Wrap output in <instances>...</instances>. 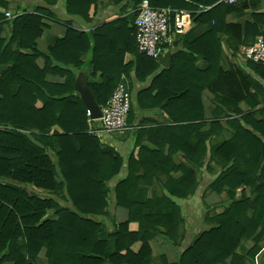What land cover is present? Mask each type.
<instances>
[{
	"label": "trees",
	"instance_id": "1",
	"mask_svg": "<svg viewBox=\"0 0 264 264\" xmlns=\"http://www.w3.org/2000/svg\"><path fill=\"white\" fill-rule=\"evenodd\" d=\"M39 1L46 7L59 2ZM62 3L70 20L62 22L65 35L51 41L47 55L35 45L43 16L51 14L46 7L35 6L31 13L21 9L9 20L0 14V33L3 25L10 29V38L0 39V264H151L149 242L155 236L180 248L184 219L171 198L186 199L197 182L192 168L181 162L174 165L171 158L180 152L185 162L199 165L209 135L221 129V113L232 135L209 151L210 162L219 166L209 187L217 195L224 193L228 205L220 214L204 216L208 227L174 260L164 254L159 260L160 264H253L264 247V109L255 110L258 97H264L260 83L264 66L245 62L253 79L227 65L221 38L225 37L231 57L253 44L255 37L264 39L260 0L235 5L219 0H110L113 10L105 18L114 14L117 18L86 32L72 22L95 23L97 0ZM92 4L94 14L89 18ZM142 6L183 11L191 19V28L179 39L187 53L171 55L166 69L137 51L133 22ZM0 7L7 10V3L0 1ZM229 16L243 19V25L229 23ZM169 19L171 32L172 16ZM192 32L198 35L187 40L185 35ZM27 49L33 54L20 52ZM124 55L131 57L127 64L122 63ZM37 57L44 58L43 69L36 67ZM83 67L89 69L86 86L98 107L106 104L122 75L129 79L133 71L137 83H146L134 95L127 124L136 108L164 112L171 125L158 127L153 135L164 133L166 156L143 147L138 160L128 159L125 177L113 182L123 167L122 157L101 138L86 133V109L74 95L75 71ZM98 72L100 81L95 82ZM50 73L64 76V84L46 83ZM204 90L216 103L206 133L197 123L204 119ZM240 103L248 111H241ZM167 165L180 176L160 185L161 196L143 199L139 181L157 172L167 174ZM114 208L127 211L124 222H115ZM131 223L136 224L135 232L128 231ZM242 239L252 245L238 252ZM136 243L140 247L133 252Z\"/></svg>",
	"mask_w": 264,
	"mask_h": 264
},
{
	"label": "crops",
	"instance_id": "2",
	"mask_svg": "<svg viewBox=\"0 0 264 264\" xmlns=\"http://www.w3.org/2000/svg\"><path fill=\"white\" fill-rule=\"evenodd\" d=\"M1 2L7 3V10H4L0 7V14L4 16L5 13H10L12 17L13 14L16 13V11L20 12L21 9H25L26 12L31 13L33 12V9L35 6L39 7H46L43 3H41L39 0H0ZM105 2V3H104ZM107 6V11L101 10L103 7L101 5ZM110 0H97V7L96 12L98 11V20L95 23H90L89 25H80L75 22H72V26L78 30L82 31H90L93 28L97 27L101 23L109 20H113L116 17L111 16L109 18H105L107 13L109 11H112ZM45 9L49 10L51 12L50 15L43 16L42 24V33L39 38L36 39L35 45L37 51L43 54H48V46L51 44V41L53 39H61L65 35L66 28L63 26V21H68L70 18L66 16L63 8L62 0L52 7H46ZM259 12H264V0H260L259 3ZM94 14V5L92 4L89 8L88 17L92 18ZM185 14L188 16L189 20V28L192 26L191 19L189 18L188 13L185 12ZM5 17V16H4ZM187 18V17H186ZM6 20H9L5 18ZM227 21L229 23H239L243 25V19L239 20L234 17H227ZM187 29V30H188ZM262 30V29H261ZM10 29L8 25L2 26V31L0 33V39L2 40H8L10 38ZM185 34V33H184ZM183 34V35H184ZM197 33H190L186 36L187 40H190L197 36ZM180 36L182 35H175L173 38V41L171 45H169L166 48V53H170L171 55L178 53V52H185L184 46L180 42ZM184 38V37H183ZM261 37H255L254 42ZM225 37L221 38V47L223 49V55L226 57V64L233 65L237 67L242 73L251 76L253 79H256L254 75L249 71L247 67H245V62L239 54L236 56H230L228 53L226 46L224 44ZM253 42V43H254ZM252 45V44H251ZM250 46V45H249ZM12 47L15 49V44L12 45ZM242 48V47H241ZM239 51V49H238ZM23 54L32 55V51L27 50H20ZM131 57L129 55H124L122 58V63L127 64L130 61ZM170 62V58H169ZM157 63V62H156ZM158 64V63H157ZM200 62L198 61L196 65H199ZM35 65L38 69H43L46 65L44 58L37 57L35 60ZM160 69H166L158 65ZM169 66V65H168ZM51 68V67H50ZM3 70L2 66L0 65V72ZM89 69L87 67H83L81 70L75 71V78L83 74L86 77V80L88 78ZM124 78L128 93L130 96V101L132 104L135 105V99L134 95L141 89H144L146 86L145 84L137 83L133 79V71H130L129 73V79H126L123 75L120 77ZM44 81L48 84H53L56 86H62L65 82V77L58 75V74H47ZM95 82L100 81V73L98 72L95 75L94 78ZM261 85L264 87V82H260ZM144 87V88H143ZM252 93V92H251ZM263 99V100H262ZM259 105L255 108V110L264 109V97H258ZM201 103L203 105V121L197 122L201 126L200 132L206 133L209 129L210 122L214 119L213 117V110L215 108L216 103H214V97L211 95L207 90H204L201 94ZM36 106L40 107L41 103L36 102ZM137 107V106H136ZM238 108L246 112L248 111V106L244 103H240L238 105ZM133 117L130 118V121L128 122L129 130L122 134L118 135H109L104 136L102 138V142L107 144L109 147H111L120 157H122L123 160V167L121 169V172L119 176L113 180L116 181L118 178H123L126 175L127 172V161L128 159H132L134 161L138 160V157L140 155V149L145 147L149 150L153 151H160L164 156L167 155L168 152V144L166 142V138H164V133H157V135H153L155 132V129L162 126H168L171 125V121L168 118V116L160 111L159 109H148V110H139L138 108L134 109ZM221 129L217 131L214 135H209L208 140L205 142L207 146V153L203 156V160L200 162L197 166H192L191 164L185 162V160L182 158V155L180 152H177L175 155L172 156L171 160L174 165H177L179 162L185 164L186 166L192 168L195 173V179L197 182V186L195 187L194 191L190 193L186 199L178 200L171 198L172 201H174L180 209V214L184 219V224L181 226V230L184 232V239L181 243L180 248H174L170 244L166 243L164 239H162L159 236H155L153 240L149 242V246L151 249V264H160L159 256L160 255H166L169 260H174V258L180 253L185 246H187L191 240L194 238V236L198 233V231H202L208 227V225L204 222V216L209 214H220L223 212V209L226 205H228L227 202V196L224 193H221L219 195L213 193L211 190H209L208 186L211 183V181L216 177L217 173H214L216 170L219 171V166L215 162H210V154L209 151L212 147V145L217 144L221 141H226L229 138H231L232 133L231 130L227 127L225 124L227 117H225V113H221L218 116ZM97 125V123L95 124ZM54 130L60 133V130L56 127H54ZM161 134V135H159ZM192 136L194 137L193 131L191 132ZM173 136V135H172ZM172 164V165H173ZM173 165V166H174ZM168 169L170 168L171 165ZM166 166V167H167ZM141 172H139L140 175ZM180 176V173H175L172 170L169 169V172L167 174L165 173H155L151 176L145 177L143 180L139 181V185L142 186L144 189L141 197L143 199H148L152 196H161L163 194V189L161 188L162 183L169 182L170 179H176ZM111 182V186L114 184ZM38 193H45L41 190H35ZM246 196L248 197V191H245ZM240 190H237L235 192V198H239ZM42 197H45L42 195ZM203 210V211H202ZM203 212V218L198 223H195L192 221V219L186 218V216H192V217H198L199 212ZM207 212V214H206ZM114 220L116 223L124 222L127 219V211L121 208H114L112 211ZM137 229L136 224L131 223L128 226V231L135 232ZM245 243H249L250 245L246 247L245 250H247L251 245V241L242 239L240 247L238 249V252H242L244 249ZM140 247L139 243L134 244L131 247V250L133 252H136ZM244 250V251H245ZM40 259L44 261L43 257V251L40 253ZM4 264H10V263H4ZM253 264H264V247H262L261 252L255 257Z\"/></svg>",
	"mask_w": 264,
	"mask_h": 264
},
{
	"label": "built area",
	"instance_id": "3",
	"mask_svg": "<svg viewBox=\"0 0 264 264\" xmlns=\"http://www.w3.org/2000/svg\"><path fill=\"white\" fill-rule=\"evenodd\" d=\"M246 0H219L225 5H235ZM10 19V13L4 14ZM172 16V31H169V18ZM187 17V18H186ZM188 16L183 11H174L169 8H152L142 6L133 22L134 38L138 53L154 60H158L166 53V48L171 45L175 35H183L189 27ZM166 47V48H165ZM239 56L244 61H251L264 66V39H257L252 45L240 48ZM131 101L127 84L121 78L116 85L111 97L100 108L101 116L94 121L88 118V135L99 138L109 135H118L129 130L127 116ZM97 123V125H95Z\"/></svg>",
	"mask_w": 264,
	"mask_h": 264
},
{
	"label": "water",
	"instance_id": "4",
	"mask_svg": "<svg viewBox=\"0 0 264 264\" xmlns=\"http://www.w3.org/2000/svg\"><path fill=\"white\" fill-rule=\"evenodd\" d=\"M170 53H165L157 60L158 65L163 68L169 65ZM74 95L80 99L86 111L89 113V119L98 120L101 116L100 108L95 103L91 92L86 86V77L83 74L78 75L74 81Z\"/></svg>",
	"mask_w": 264,
	"mask_h": 264
},
{
	"label": "rangeland",
	"instance_id": "5",
	"mask_svg": "<svg viewBox=\"0 0 264 264\" xmlns=\"http://www.w3.org/2000/svg\"><path fill=\"white\" fill-rule=\"evenodd\" d=\"M105 3V2H104ZM106 5V4H105ZM105 5H101L103 8L101 9V10H105V11H107V6H105ZM112 7V6H111ZM113 8V7H112ZM111 16H114V15H111ZM192 24V23H191ZM238 54H240L239 53V51H235V55L237 56ZM242 58V57H241ZM230 133H232V131L230 132ZM217 172H219L218 170H216L214 173H217ZM208 188H209V190H210V187L208 186ZM58 199V198H57ZM59 200V199H58ZM59 202H60V200H59ZM203 211V210H202ZM201 211V213L199 212V216L198 217H192V216H186V218H188V219H192V218H195V219H192V221H194L195 223H198L199 221H201V219L203 218V212ZM206 214H207V212H206ZM199 232V231H198ZM250 244L249 243H245V245L243 246L244 247V249H242L243 251L246 249V247L247 246H249Z\"/></svg>",
	"mask_w": 264,
	"mask_h": 264
}]
</instances>
